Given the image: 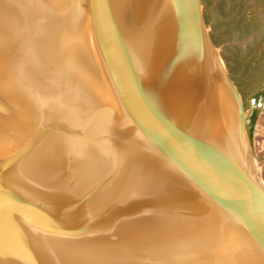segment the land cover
Wrapping results in <instances>:
<instances>
[{"label": "water", "instance_id": "obj_1", "mask_svg": "<svg viewBox=\"0 0 264 264\" xmlns=\"http://www.w3.org/2000/svg\"><path fill=\"white\" fill-rule=\"evenodd\" d=\"M18 1L0 0V264H264V184L199 0H155L138 40L112 0L94 30L83 0Z\"/></svg>", "mask_w": 264, "mask_h": 264}, {"label": "rangeland", "instance_id": "obj_2", "mask_svg": "<svg viewBox=\"0 0 264 264\" xmlns=\"http://www.w3.org/2000/svg\"><path fill=\"white\" fill-rule=\"evenodd\" d=\"M204 27L246 114L253 166L264 184V0H199Z\"/></svg>", "mask_w": 264, "mask_h": 264}, {"label": "bare ground", "instance_id": "obj_3", "mask_svg": "<svg viewBox=\"0 0 264 264\" xmlns=\"http://www.w3.org/2000/svg\"><path fill=\"white\" fill-rule=\"evenodd\" d=\"M36 0H31V4H34V6L36 5L35 3ZM110 1V0H109ZM13 5H17L19 4L18 0H11ZM14 2V3H13ZM82 7H80L78 13L80 14L79 18L83 21L82 25H84L85 27H88V29L90 30L91 28H93L94 30V26H95V20L97 18V14L99 12V6H98V2L99 0H83L82 1ZM111 2V1H110ZM113 2V7H114V11L116 12L117 15H115L117 18H126L123 21H125V25L129 26L130 29H132L133 31L136 32V35L138 38H136V40H138L139 38H144L146 36H149L151 29L154 27V19L156 17L155 15V0H112ZM18 3V4H17ZM28 3V2H27ZM23 5V11L22 9H20L19 7H16V9L18 10V12L20 13L19 17H21L24 22L26 24H34L33 21L31 22V15H33L31 12H27L26 8L29 7L28 4L27 7L24 3H21ZM133 5L134 9L133 11L131 10L128 13V5ZM65 9V5H62L61 2L58 1V4H55V6L52 7L50 6V11L51 13H53V11H57V12H61L60 10ZM132 9V8H131ZM54 15V14H53ZM128 16V17H127ZM35 20H38L37 18H35ZM140 36V37H139ZM96 36L93 35V38H91V40H93V42L95 41ZM88 39V43L87 46L89 47L90 50V44H93L92 47H94V43H92V41ZM142 40V39H141ZM87 46L85 45V49H87ZM96 46V45H95ZM57 47H59V44L57 43ZM95 49V47H94ZM96 52V50H95Z\"/></svg>", "mask_w": 264, "mask_h": 264}]
</instances>
